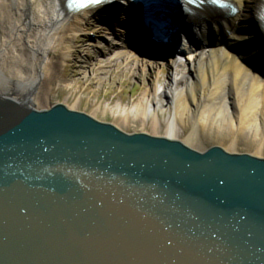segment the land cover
<instances>
[{"label": "water", "instance_id": "water-1", "mask_svg": "<svg viewBox=\"0 0 264 264\" xmlns=\"http://www.w3.org/2000/svg\"><path fill=\"white\" fill-rule=\"evenodd\" d=\"M0 264H264V158L0 95Z\"/></svg>", "mask_w": 264, "mask_h": 264}, {"label": "bare ground", "instance_id": "bare-ground-1", "mask_svg": "<svg viewBox=\"0 0 264 264\" xmlns=\"http://www.w3.org/2000/svg\"><path fill=\"white\" fill-rule=\"evenodd\" d=\"M228 1L236 7L235 13L218 14L215 8L202 5L190 15L194 20L192 25H182L181 30L177 28L169 33L180 36L178 40L183 49L174 54L171 51L167 56L171 65L170 84L160 85L156 79L152 85L155 103L140 97L130 109L120 111L123 122L137 119L144 124L149 118L153 129L163 125L164 136L159 137L169 139H177V133L190 122V131L180 141L193 149L195 143L190 140L203 131L214 139L220 136L232 139L222 147L227 152L233 148L235 138L244 134L251 137L255 152H261L264 147V33L255 20L258 0ZM124 4L120 9L110 6L102 10V21L113 19L114 11L128 12L129 23L125 28H129L128 39L136 51L149 56L163 48L177 50L175 45L160 46V41L145 38L142 30L146 27L150 32L151 28L136 20L139 14L135 8ZM94 8L73 12L65 8V0H0V95L36 108L41 96L56 82L57 70L68 60L71 63L68 58L72 43L82 31V23L95 15ZM187 35L190 41L184 38ZM126 45L129 47V43ZM185 52L187 55L183 56ZM115 53L133 62L136 60L135 51L122 49ZM158 58L162 57H155L153 61L157 63ZM182 64L185 69H181ZM72 66L75 65L72 63ZM160 94L167 99L164 108L167 114L162 120L158 116V109L163 106ZM207 148L195 150L203 152Z\"/></svg>", "mask_w": 264, "mask_h": 264}, {"label": "rangeland", "instance_id": "rangeland-1", "mask_svg": "<svg viewBox=\"0 0 264 264\" xmlns=\"http://www.w3.org/2000/svg\"><path fill=\"white\" fill-rule=\"evenodd\" d=\"M125 16L118 12L107 22L102 21L99 16H89L82 23V31L72 43L68 58L72 60L71 63L68 60L57 70L56 82L51 84L47 94L41 96V100L36 104L37 109H47L55 103H62L99 121L111 123L127 133L143 132L164 136L163 125L153 129L149 118H146L144 124L137 119L122 121L120 111L123 108L130 109L140 97L144 96L155 103L152 85L158 79L160 85L168 86L171 73L170 60L167 57L158 58L157 63L153 61L155 57H163L160 51L148 56V53L133 48L128 39L129 28H125L128 23ZM126 43H129V47ZM122 49L135 51V62L126 56H117L115 52ZM186 52L183 56L187 55ZM177 56L182 57V54ZM72 63L75 66H72ZM180 67L185 69L183 64ZM159 100L163 106L158 109V116L162 120L167 114L164 111L167 99L160 94ZM117 104H120V107H117ZM190 127V122L186 123L185 129L177 133V139L182 141ZM231 140L224 136L214 139L200 131L198 136L190 141L195 143V149L199 150L213 145L225 147ZM229 151L264 158V147L259 154L256 153L251 137H245V134L235 138L234 146Z\"/></svg>", "mask_w": 264, "mask_h": 264}, {"label": "snow or ice", "instance_id": "snow-or-ice-1", "mask_svg": "<svg viewBox=\"0 0 264 264\" xmlns=\"http://www.w3.org/2000/svg\"><path fill=\"white\" fill-rule=\"evenodd\" d=\"M101 2L102 0H71V4L75 5L80 9L88 8L91 5H96Z\"/></svg>", "mask_w": 264, "mask_h": 264}]
</instances>
